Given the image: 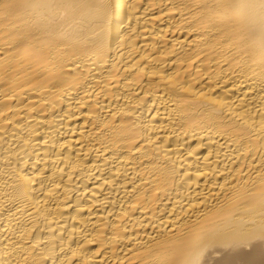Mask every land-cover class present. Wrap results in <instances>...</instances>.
Segmentation results:
<instances>
[{"label":"bare ground","instance_id":"obj_1","mask_svg":"<svg viewBox=\"0 0 264 264\" xmlns=\"http://www.w3.org/2000/svg\"><path fill=\"white\" fill-rule=\"evenodd\" d=\"M0 264H264V0H0Z\"/></svg>","mask_w":264,"mask_h":264}]
</instances>
